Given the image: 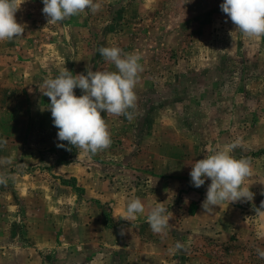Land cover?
I'll return each mask as SVG.
<instances>
[{"label": "rangeland", "instance_id": "obj_1", "mask_svg": "<svg viewBox=\"0 0 264 264\" xmlns=\"http://www.w3.org/2000/svg\"><path fill=\"white\" fill-rule=\"evenodd\" d=\"M96 2V13L48 24L42 0H25L16 13L23 36L0 42V264H264V219L255 212L264 201V38L232 37L223 0ZM105 46L138 52L143 71L135 118L102 113L112 144L91 155L58 140L42 92L65 67L116 71L98 51ZM238 139L232 154L250 160L245 186L254 197L221 204L234 224L228 235H195L182 216L195 212L211 181L194 187L191 163ZM75 156L98 163L100 175L64 173ZM95 182L115 196L94 197ZM161 184L171 216L165 234L153 233L147 216L116 214L134 191Z\"/></svg>", "mask_w": 264, "mask_h": 264}, {"label": "clouds", "instance_id": "obj_2", "mask_svg": "<svg viewBox=\"0 0 264 264\" xmlns=\"http://www.w3.org/2000/svg\"><path fill=\"white\" fill-rule=\"evenodd\" d=\"M25 0H0V42H10L23 36L25 25L18 23L16 13ZM42 13L48 18V24L62 23L74 16L90 10L96 13L101 4L96 0H42ZM221 11L230 18L235 30L244 38L258 40L264 38V0H223ZM103 59L115 66L116 71L87 70V74L73 75L66 67L55 78L44 81L43 95L50 99L53 125L58 129L59 141L86 153L95 155L108 149L112 144L109 126L102 113L111 116H124L129 121L135 118L137 103L135 91L139 74L143 71L142 59L138 52L124 53L116 46L98 49ZM82 90L77 96L74 89ZM240 140L214 149H209L203 159L191 163V183L199 188L210 179L206 198L202 208L206 213L213 211V206L224 202L251 201L254 193L245 181L252 175L251 162L248 158H236L232 153ZM58 147H65L63 143ZM70 150V149H69ZM0 178V183H4ZM264 194V193H262ZM146 212L145 203L135 197L127 201L124 220L132 221ZM255 212L264 219V201ZM147 223L155 234H165L171 216L163 203H156L147 210ZM124 232L121 230V235ZM184 244L177 241L175 251L182 250ZM264 259V250H258Z\"/></svg>", "mask_w": 264, "mask_h": 264}, {"label": "crops", "instance_id": "obj_3", "mask_svg": "<svg viewBox=\"0 0 264 264\" xmlns=\"http://www.w3.org/2000/svg\"><path fill=\"white\" fill-rule=\"evenodd\" d=\"M75 157H76L74 158L75 163L69 164L67 170H65L64 173L68 172L70 173L69 175L76 176L79 178L82 177V180H85V181L86 179L83 178L84 175L90 179H92L93 176H95L96 174L100 175L99 173L100 166L98 165V163L96 164L94 162H91L90 166H88L89 164L84 165L82 162L77 161V156ZM62 169H63V166H62ZM171 186L173 187L172 193L179 189L178 184L172 183ZM163 188L164 187L161 184V185L155 186L154 192L145 193L142 191H134L133 195L130 198L132 199L135 197H139L145 203V206H146V212L143 215H138V216H147L148 209H150L152 206H155L157 202L163 203L162 196H161L162 194L161 192ZM91 191H92V195L96 198L103 195L105 196L107 200H111L115 196L113 190H111L109 186L107 188L105 186V189L100 190V188L98 187V182L94 183ZM196 195H200V194H196ZM194 197L197 198L195 194H194ZM198 198L200 199V203L197 205L198 208L195 210V212L193 214L187 213V215L182 216V227L186 229H190L192 233H194L195 235L199 232L205 233L209 236L211 235L214 236L218 234V237L219 236L223 237L225 235H228L227 229H232L234 227V224L232 220H230L225 214H223V212L220 211V209L222 208L221 205L213 206V211L211 213H206L205 210L202 208V202L205 199L204 198L202 199V197H199V196ZM123 200L127 202L130 199L125 198ZM121 203L122 202L120 201V203L118 204L119 212H117L116 214L124 217L126 203L124 204H121ZM114 204H116V201L113 202V205ZM136 219H140V218H136ZM178 225L179 223L176 222L175 227L173 229H177ZM152 244L157 246L158 242L154 241V243ZM142 248L143 250H145L144 252L149 253L146 243L143 244ZM129 249H131V245H129ZM126 251H128V248H126ZM128 253H131V251L129 250Z\"/></svg>", "mask_w": 264, "mask_h": 264}]
</instances>
